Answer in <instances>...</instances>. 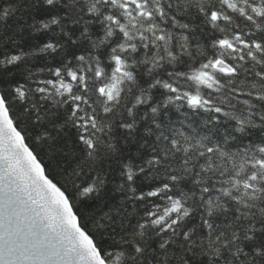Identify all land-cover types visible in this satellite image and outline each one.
<instances>
[{
    "label": "snow or ice",
    "instance_id": "6c2138e0",
    "mask_svg": "<svg viewBox=\"0 0 264 264\" xmlns=\"http://www.w3.org/2000/svg\"><path fill=\"white\" fill-rule=\"evenodd\" d=\"M0 264H264V0H0Z\"/></svg>",
    "mask_w": 264,
    "mask_h": 264
}]
</instances>
